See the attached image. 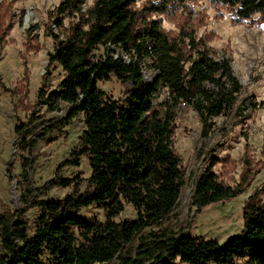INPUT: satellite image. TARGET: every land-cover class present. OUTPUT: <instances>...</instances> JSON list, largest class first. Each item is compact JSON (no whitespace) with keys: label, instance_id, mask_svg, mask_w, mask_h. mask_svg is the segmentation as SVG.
<instances>
[{"label":"trees","instance_id":"1","mask_svg":"<svg viewBox=\"0 0 264 264\" xmlns=\"http://www.w3.org/2000/svg\"><path fill=\"white\" fill-rule=\"evenodd\" d=\"M13 1H0V48L11 28ZM80 1L59 0L47 13L46 28L54 41L48 63H57L64 75L56 89L44 93L40 87L37 92L50 109L58 101L67 103L65 123L83 117L78 144L44 182L46 190L59 186L70 191L56 199L31 198L32 190L24 185V195L29 196L25 206L0 212V264H46L45 254L51 260L47 264H101L121 255L139 232L167 218L179 198L183 171L172 146L173 107L183 102L206 118L225 105L230 107L240 88L228 60L218 62L210 54L207 41L213 33L196 37L189 26L181 3L186 0H146L138 7L135 0H92L85 11ZM209 2L230 10L234 22L255 13L264 22V0ZM158 14L175 22L177 29L165 30ZM99 46L103 51L96 55ZM112 46L128 60L111 54ZM144 55L152 58L156 70L151 82L143 80ZM112 77L131 82L120 99L97 86ZM162 87L170 102L164 110L161 102H152ZM24 127L22 123L13 128L20 134L19 151L28 148ZM80 156L89 164L86 178L59 174L62 167L77 165ZM27 164L24 158L22 180L27 179ZM211 166L212 162L207 164L194 183L191 203L196 208L234 196L246 182V170L240 183L231 187L218 179ZM261 186L242 206L240 231L224 241L187 232L153 235L130 252L127 263L264 264V200L259 198L264 183ZM28 204L39 208L31 222L25 215ZM92 204L101 206L103 219L89 222L79 214ZM125 204L134 209L135 217L115 220Z\"/></svg>","mask_w":264,"mask_h":264},{"label":"rangeland","instance_id":"2","mask_svg":"<svg viewBox=\"0 0 264 264\" xmlns=\"http://www.w3.org/2000/svg\"><path fill=\"white\" fill-rule=\"evenodd\" d=\"M143 1L146 0H135V7ZM58 2L14 0L11 4V28L0 48V202H3L0 212L25 206L24 199L29 198L26 193L24 195L25 184L32 190L31 198L56 199L70 191L69 187L59 186L46 190L44 182L53 177L56 166L78 144V135L84 127L83 117L78 115L65 123L67 103L58 101L56 107L50 109L37 93L40 87L44 93L56 89L64 75L57 63H48L47 59V53L54 46L46 28L50 22L47 13ZM181 3L196 37L213 33L207 41L212 48L210 54L218 62L228 60L240 88L234 94L230 107L225 105L224 109L206 118L189 104L178 102L173 107L172 146L181 159L183 171L177 203L167 218L139 232L121 255L115 254L111 261L101 264H128L126 257L130 252L153 235L176 236L187 232L222 242L240 231L242 206L248 196L261 189L264 183V22L258 18V13L234 22L230 10L213 7L209 0ZM91 4L92 0L79 2L82 11L90 8ZM28 13L30 21L26 23ZM157 16L161 17L165 30L177 29L176 23L163 14ZM70 19L65 18L64 24L67 25ZM51 28L57 32L52 23ZM102 51V46H99L94 53L97 55ZM113 52L125 56L120 49L113 48ZM141 71L144 81L151 82L155 77L156 70L150 56H142ZM97 86L112 98L120 99L124 90L131 87V82H120L112 77L109 81H98ZM152 102L155 105L161 102L162 110L169 108L166 87L160 88ZM22 123L28 148L19 151L20 134L13 128ZM24 158L28 162L24 167L26 180L19 177ZM210 162L211 170L221 182L235 187L244 177L245 170L246 182L234 196L196 208L191 203L194 183ZM9 166L11 172L6 170ZM89 171L87 159L80 156L77 165L64 166L59 174L86 178ZM259 198L264 200V192L259 193ZM26 207L25 215L31 222L39 208L30 204ZM79 214L89 222L103 219L102 208L96 204L81 208ZM134 217V209L125 204L115 220ZM42 260L46 264L51 263L47 254Z\"/></svg>","mask_w":264,"mask_h":264},{"label":"built area","instance_id":"3","mask_svg":"<svg viewBox=\"0 0 264 264\" xmlns=\"http://www.w3.org/2000/svg\"><path fill=\"white\" fill-rule=\"evenodd\" d=\"M112 47L114 48V46H112ZM115 49H116V48H115ZM110 53L113 54L114 56H117V55H118L117 52L114 53L113 50H112ZM122 56H123V55H122ZM123 57H124L126 60H128L126 56H123Z\"/></svg>","mask_w":264,"mask_h":264},{"label":"bare ground","instance_id":"4","mask_svg":"<svg viewBox=\"0 0 264 264\" xmlns=\"http://www.w3.org/2000/svg\"><path fill=\"white\" fill-rule=\"evenodd\" d=\"M25 21H26V23H28V22L30 21V13H28V14L26 15Z\"/></svg>","mask_w":264,"mask_h":264}]
</instances>
